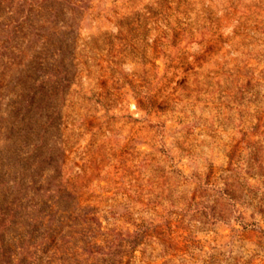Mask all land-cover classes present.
Returning <instances> with one entry per match:
<instances>
[{
    "label": "rangeland",
    "instance_id": "obj_1",
    "mask_svg": "<svg viewBox=\"0 0 264 264\" xmlns=\"http://www.w3.org/2000/svg\"><path fill=\"white\" fill-rule=\"evenodd\" d=\"M0 234L264 264V0H0Z\"/></svg>",
    "mask_w": 264,
    "mask_h": 264
},
{
    "label": "trees",
    "instance_id": "obj_2",
    "mask_svg": "<svg viewBox=\"0 0 264 264\" xmlns=\"http://www.w3.org/2000/svg\"><path fill=\"white\" fill-rule=\"evenodd\" d=\"M4 237L5 236L3 234H0V255H2V260H5L6 263L0 261V264H11L10 257L8 256L9 251L8 250L5 251L3 248V245L6 244ZM46 253L47 251L42 249V254L38 258L42 260L46 256ZM26 254L28 255L29 252ZM81 255L82 254H80L77 249H73L71 250V252L69 251L67 252L66 260H63L62 257H60L59 259L62 261L61 264H92L89 263L88 260L87 261L80 260ZM17 264H52V263L50 261H45V263H41V262L33 263L32 261H29L27 257H22ZM108 264H115V263H108Z\"/></svg>",
    "mask_w": 264,
    "mask_h": 264
}]
</instances>
